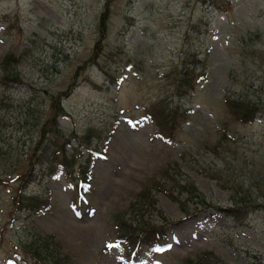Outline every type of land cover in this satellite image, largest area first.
Here are the masks:
<instances>
[{"label":"rangeland","instance_id":"rangeland-1","mask_svg":"<svg viewBox=\"0 0 264 264\" xmlns=\"http://www.w3.org/2000/svg\"><path fill=\"white\" fill-rule=\"evenodd\" d=\"M9 54L20 83L5 80ZM54 103L65 110L58 125ZM146 107L178 113L177 134L164 138ZM64 135L85 140L71 144L90 159L89 203L63 169L35 164L36 179L20 180ZM179 165L182 182L234 215L187 217L156 187L144 218L167 224L169 247L132 250L114 215L129 218L144 183L178 177ZM23 194L41 211L21 209ZM35 234L54 235L53 253L71 264H264V0H0V264L27 261L19 246Z\"/></svg>","mask_w":264,"mask_h":264},{"label":"trees","instance_id":"trees-1","mask_svg":"<svg viewBox=\"0 0 264 264\" xmlns=\"http://www.w3.org/2000/svg\"><path fill=\"white\" fill-rule=\"evenodd\" d=\"M9 58H7L8 60ZM13 74V78H18L19 76V72L17 71V69H14V71L11 72V75ZM11 78V77H10ZM54 107H57L58 110L61 112V108L56 104L54 103ZM232 107L236 108V109H241L243 110L244 113H253V111L255 109H253V106L249 103H245V102H242V101H236L235 103H232ZM175 117V115L173 113H170V114H164V112H159V114H156V119L159 121V123L163 126V127H169L170 126V123H169V120L170 119H173ZM176 124V123H174ZM64 151L62 150L60 153L64 154L63 153ZM32 158L34 159H37V162L39 164H43L45 161L47 162V158L48 157H45V154L42 152L40 155L36 156V157H33ZM65 158V161H68L67 160V157L66 155L64 156ZM64 160V159H63ZM70 162V160H69ZM165 176H167V173L165 174ZM159 181L156 179V178H153L151 179L146 185L145 187L143 188L142 192L138 195V198L137 200L132 204V208H137L139 207L144 201L147 202L149 199H150V194H151V190H152V187H155L156 185H159ZM171 184V187H168L166 188L167 191H170L169 195L170 197L173 199V200H180L179 198V195H175L173 193V188L174 187H177V188H180L178 189L180 192H183L185 189L184 188H187L188 184L187 185H181V182L180 180H178L177 178H173L171 180V182H168ZM164 186H166V183L163 184ZM160 187H162V184L159 185ZM174 186V187H172ZM26 206H33L31 203H29L27 201V203H25ZM186 206V205H184ZM185 210H187L186 207H183ZM118 227L121 229V233H125L123 234L124 237H127V238H135L134 235L135 233L139 232V234H141L140 236H145L146 238H151L150 240H154L155 238H157V236H160L162 235V233H160L157 228V226L153 225L151 226L150 223H141L139 224V228H132V225L131 224H128V222L126 220H120L119 223L117 224ZM50 236H47L46 238H42V237H36L33 239V241H30V243H26L24 244V248L23 250L28 253V254H31L34 258V260L36 261H40L41 263L46 262V260H50L52 262L53 259L52 258H49L50 256L55 258L54 256H52L51 254L48 253V251L46 252V244L48 243V241L50 240ZM143 237V239H146ZM45 244V245H44Z\"/></svg>","mask_w":264,"mask_h":264}]
</instances>
